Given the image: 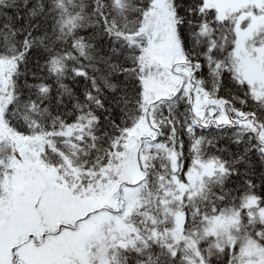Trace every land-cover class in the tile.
<instances>
[{
	"label": "snow or ice",
	"instance_id": "1",
	"mask_svg": "<svg viewBox=\"0 0 264 264\" xmlns=\"http://www.w3.org/2000/svg\"><path fill=\"white\" fill-rule=\"evenodd\" d=\"M0 264H264V0H0Z\"/></svg>",
	"mask_w": 264,
	"mask_h": 264
}]
</instances>
